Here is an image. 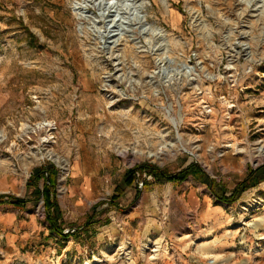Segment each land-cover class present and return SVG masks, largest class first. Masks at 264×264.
I'll return each instance as SVG.
<instances>
[{
	"label": "rangeland",
	"instance_id": "374dc122",
	"mask_svg": "<svg viewBox=\"0 0 264 264\" xmlns=\"http://www.w3.org/2000/svg\"><path fill=\"white\" fill-rule=\"evenodd\" d=\"M260 146L264 0H0V194L32 198L52 164L66 231L99 204L63 243L41 197L0 203V264H264V187L205 207L198 182L230 191L223 171L264 163ZM191 162L180 183L123 182Z\"/></svg>",
	"mask_w": 264,
	"mask_h": 264
},
{
	"label": "trees",
	"instance_id": "16d2710c",
	"mask_svg": "<svg viewBox=\"0 0 264 264\" xmlns=\"http://www.w3.org/2000/svg\"><path fill=\"white\" fill-rule=\"evenodd\" d=\"M28 33L32 34L27 30ZM33 35V34H32ZM198 169H201L196 162H191L185 167L170 172L166 169L159 168L150 163L136 164L126 170V173L123 177V182L125 185L130 186L134 181L137 180V174L146 172L153 176V182H174L180 183L187 179L189 175H192L193 172H196ZM57 169L54 165L49 164L46 168L44 167H36L32 170L29 175L26 185L28 187L33 188L34 196L29 199H35L41 197L43 199L44 206V221L47 223V227L49 230V234L56 238H60L62 242H66V240L70 236H76L81 229L84 227H88L91 224V219L93 218V212L96 210L99 205L98 202L94 203L90 209V215H88L83 222L82 225L75 227L74 230L62 227L60 218H61V209L59 204L55 198V191L53 189L56 181ZM205 184L209 188L211 194L214 197L215 201H221L224 203H231L236 201L239 196L248 188L255 186L259 182L264 180V163L250 168L248 170V174L245 178L239 180L235 186L227 191L224 187H219L213 178L209 175H205ZM42 180V185L39 184V181ZM143 186L148 184L149 182L145 179L142 180ZM123 188L120 185H116L114 188V192L110 197V204L113 206H119L117 200L122 195ZM229 192V194H227ZM26 198H21L9 194H0V203L2 202H11L15 208H21L22 205L26 204L29 200Z\"/></svg>",
	"mask_w": 264,
	"mask_h": 264
},
{
	"label": "crops",
	"instance_id": "0c3cea01",
	"mask_svg": "<svg viewBox=\"0 0 264 264\" xmlns=\"http://www.w3.org/2000/svg\"><path fill=\"white\" fill-rule=\"evenodd\" d=\"M235 167H236V168H235ZM237 167H238V166H235V164H232V169H233V170H230V168L227 169V167H226V170L223 171L224 173L227 174V178L231 181V186H230V188L234 187L235 184H236L239 180L245 178V177L247 176V174H248V171H247V170H245V171H247V172H245V171H242V168H239V167L237 168ZM205 177H206L205 175H202V174H201V175L198 177V182H199L200 184L205 185V186L207 187V185H206L205 182H204ZM216 181L219 182V184H218L219 187H225L224 184L221 185L222 180H221L220 177H218V179H215V183H216ZM216 184H217V183H216ZM256 186H257V188H258V187H260V188L264 187V180L261 181V182H259ZM207 188H208V187H207ZM250 189H255V186L250 187V188L247 189L246 191H248V190H250ZM246 191H245V192H246ZM208 192L210 193L211 196H207V195H206V196L202 199L203 206H205V207L210 206V203H211V202H210V201H211V197H212V199H214V198H213V195L211 194V192L209 191V189H208ZM219 214H220L219 210H213V209H209V208H207V209H205V210L203 211V213H202V215H201V221H202V222H206V223L209 222L210 225H211V223H215V219L219 216Z\"/></svg>",
	"mask_w": 264,
	"mask_h": 264
},
{
	"label": "bare ground",
	"instance_id": "6f19581e",
	"mask_svg": "<svg viewBox=\"0 0 264 264\" xmlns=\"http://www.w3.org/2000/svg\"><path fill=\"white\" fill-rule=\"evenodd\" d=\"M193 12L195 13L196 12V10H193ZM193 18V17H192ZM163 48H165V46L163 47ZM177 141V140H176ZM44 142H48V139L46 138L45 140H44ZM179 142V141H178ZM175 144L174 143H172L171 142V144H170V146H174ZM257 151H259V153H262V152H264V148H263V146H260V147H258L257 148ZM55 161H56V163L57 164H59V166L62 168V169H65V167L67 166V161L65 160V159H63V158H56L55 159ZM158 245H156L155 246V249H152L153 251H157L158 250ZM154 255H156V253H154ZM156 258V257H155Z\"/></svg>",
	"mask_w": 264,
	"mask_h": 264
},
{
	"label": "built area",
	"instance_id": "2783aa9c",
	"mask_svg": "<svg viewBox=\"0 0 264 264\" xmlns=\"http://www.w3.org/2000/svg\"><path fill=\"white\" fill-rule=\"evenodd\" d=\"M250 71V68L247 70V72ZM206 106V105H205ZM208 106V105H207ZM205 111L208 112V111H211V108L210 107H207L205 108Z\"/></svg>",
	"mask_w": 264,
	"mask_h": 264
}]
</instances>
